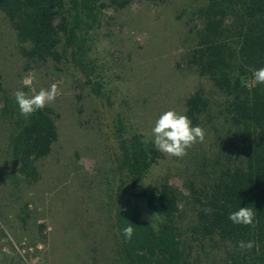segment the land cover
<instances>
[{"label":"rangeland","instance_id":"rangeland-1","mask_svg":"<svg viewBox=\"0 0 264 264\" xmlns=\"http://www.w3.org/2000/svg\"><path fill=\"white\" fill-rule=\"evenodd\" d=\"M207 2L102 0L96 18L81 26L80 65L65 37L59 59H28L24 52L30 45L19 41L0 11V264H129L116 208L134 197L143 219L156 223L144 194L164 181L184 195L181 220L190 226L186 180H201L197 165L240 151L235 132L222 125V93L191 63L200 24L195 13ZM70 9L66 0L65 10ZM26 76L34 78L31 88L22 87ZM53 83L59 94L45 108L53 113L57 140L36 162L38 177L32 181L11 163L14 139L27 119L14 93L31 94ZM198 90L212 104V115L200 126L204 141L182 158L162 153L138 187L120 188L119 127L126 137L137 134L153 142L158 117L167 110L186 114V101ZM202 259L226 264L220 252Z\"/></svg>","mask_w":264,"mask_h":264},{"label":"trees","instance_id":"trees-1","mask_svg":"<svg viewBox=\"0 0 264 264\" xmlns=\"http://www.w3.org/2000/svg\"><path fill=\"white\" fill-rule=\"evenodd\" d=\"M101 1L70 0L67 12L66 0H0V11L19 41L30 45L24 52L28 59H59L58 47L65 37L80 65L85 40L79 32L82 24L88 26L96 18ZM195 15L200 24L191 63L222 93V125L235 132L240 151L227 154L222 162L216 157L209 165H197L201 180H186L193 209L187 228L181 220L184 195L168 181L144 194L156 223L143 219L134 197L120 203L115 219L123 252L129 264H204L202 258L210 259L217 252L226 264H264V84L253 77L255 70L264 67V0H208ZM186 108L193 126H201L212 115L203 90L187 99ZM52 116L47 108L28 116L14 139L11 163L32 181L38 177L36 162L49 154L57 140ZM122 129H118L120 188H136L162 152L140 135L124 136ZM240 207L253 209L254 227L229 220V214ZM128 223L134 227L130 240L122 233ZM240 241H254L256 246L241 248ZM193 242L201 252L194 251Z\"/></svg>","mask_w":264,"mask_h":264},{"label":"clouds","instance_id":"clouds-1","mask_svg":"<svg viewBox=\"0 0 264 264\" xmlns=\"http://www.w3.org/2000/svg\"><path fill=\"white\" fill-rule=\"evenodd\" d=\"M253 77L256 83L264 84V67L255 70ZM33 82L32 76H26L22 80V87L31 88ZM58 94V86L53 83L49 88H40L38 92L31 94L18 89L14 96L21 115L27 118L54 102ZM151 132L154 146L158 151L178 158L187 155L189 148L197 142H203L205 138V132L200 126H193L191 119L186 114L178 113L175 110H167L162 113L155 121ZM254 218L255 212L250 207H240L237 211L229 214V220L238 225L254 227ZM122 233L126 239L130 240L134 234L133 225L128 223ZM239 246L250 250L256 245L254 241H240Z\"/></svg>","mask_w":264,"mask_h":264}]
</instances>
